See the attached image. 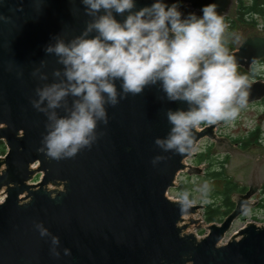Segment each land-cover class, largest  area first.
Instances as JSON below:
<instances>
[{
  "label": "water",
  "instance_id": "obj_1",
  "mask_svg": "<svg viewBox=\"0 0 264 264\" xmlns=\"http://www.w3.org/2000/svg\"><path fill=\"white\" fill-rule=\"evenodd\" d=\"M152 2L136 0V8ZM177 2L182 13L197 16L202 7L215 4L219 14L229 17L226 29L235 23L223 39L234 49L240 44L230 53L238 68L248 72L264 59V34L250 36L263 32L235 20V0H165ZM0 15L9 18L0 22V142L7 149L0 157V195L5 196L0 264H264V225L247 223L226 239L240 217L257 209L253 199L264 181L256 152L253 167H238L249 170V191L234 194V210L220 224L208 225L194 219L203 215V205L173 201L167 194L177 188L181 173L203 174V167L185 165L200 142L214 144L234 160L246 153L216 136L221 122L194 129L192 148L184 153L159 149L155 139L164 138L171 127L167 110L186 111L187 104L167 101L158 85L107 107L109 122L98 126L91 148L71 159L46 157L39 151L46 117L30 104L41 82L31 73L39 69L53 82L51 74L61 66L45 47L57 35L66 41L79 35L89 18L79 0H0ZM248 84L244 108L264 101V81ZM37 173L43 174L41 180L30 183ZM192 226L207 231L205 237L188 233Z\"/></svg>",
  "mask_w": 264,
  "mask_h": 264
},
{
  "label": "clouds",
  "instance_id": "obj_2",
  "mask_svg": "<svg viewBox=\"0 0 264 264\" xmlns=\"http://www.w3.org/2000/svg\"><path fill=\"white\" fill-rule=\"evenodd\" d=\"M79 4L89 18L81 33L67 41L57 35L44 49L61 66L53 70V82L39 69L31 73L41 82L30 104L46 117L39 149L46 157L71 159L91 148L98 126L109 122L107 107L149 86L158 85L169 102L187 104L186 111L166 112L171 127L154 141L164 152L190 150L194 129L232 121L247 105L248 78L238 73L236 57L224 46L226 25L215 4L202 7L200 16L185 15L180 3L165 0L140 9L136 0ZM0 22L9 18L0 15ZM52 244L58 246V238Z\"/></svg>",
  "mask_w": 264,
  "mask_h": 264
},
{
  "label": "rangeland",
  "instance_id": "obj_3",
  "mask_svg": "<svg viewBox=\"0 0 264 264\" xmlns=\"http://www.w3.org/2000/svg\"><path fill=\"white\" fill-rule=\"evenodd\" d=\"M247 1L250 0H235V4L238 6H241L240 3H248ZM238 10L235 11V20L239 21L236 19V13ZM254 21L258 22L259 24L255 25ZM251 21L250 18L247 19L246 22L240 21L245 23L246 25H249L251 27L255 26V29L259 32H262L264 30V22L263 20L254 17ZM229 21V17L227 19ZM224 20V22H227ZM251 22V23H250ZM229 28L225 29V32H231L235 28V23L231 22L229 24ZM235 52V50L233 51ZM230 53V51H229ZM232 53V52H231ZM257 72L260 73V79L257 80H263L264 81V64L259 65L257 67ZM221 122L220 129L222 130V135L223 136H229L231 139H242L244 137H247L251 132H253L255 129L258 127L260 128L261 132L264 131V102L254 104L249 106L248 108H243L240 109L238 112V115L236 118L232 121H219ZM260 132V134H261ZM260 138V137H259ZM258 138V139H259ZM230 139V140H231ZM264 139V137L262 138ZM264 141V140H263ZM258 142H254V146L250 147H256ZM212 153V150L210 148V143L208 141H202L195 151L193 152V156L189 159V163L193 166H196L194 159L196 156L203 154L208 158V156ZM3 157V156H1ZM39 165L35 164L34 168L38 169ZM221 167V164H220ZM222 171V170H220ZM43 177L42 173H37L33 180L30 183H38L41 178ZM207 179V178H206ZM205 179V180H206ZM179 182L177 184V188L170 191L167 194V197L173 201L176 200H182V201H190L191 204L193 205H212L213 203H217L219 205V190L221 187L218 186L217 182H211V181H205V180H200L197 181V177H188L186 174H180L178 178ZM185 184L186 187H188L187 191L184 192H179L178 189L180 185ZM50 188L54 189L55 187L50 186ZM4 195H0V199H4ZM201 216V217H200ZM198 215L196 219H201L204 220V216L202 214ZM251 221L252 223H256L257 225H264V211L260 209H255L252 210L250 213L245 215V219L239 220L237 223L232 227L231 232L226 236V239L231 237L233 233L238 231L241 227H243L246 223ZM208 225V223H206ZM220 224V223H216ZM189 233L195 234L197 237H202L204 236L207 231L204 229L202 230H195V227L192 226L188 229ZM225 243V241H223Z\"/></svg>",
  "mask_w": 264,
  "mask_h": 264
},
{
  "label": "flooded vegetation",
  "instance_id": "obj_4",
  "mask_svg": "<svg viewBox=\"0 0 264 264\" xmlns=\"http://www.w3.org/2000/svg\"><path fill=\"white\" fill-rule=\"evenodd\" d=\"M227 19H228V16H224V20L227 21ZM253 28L255 29V26ZM262 32L263 33L253 32L250 36L264 34V30ZM238 46H237V48H238ZM237 48L234 49V47H233V51L234 50L236 51ZM233 51H230V53L233 52ZM263 64H264V59L262 61H259V62L255 63V64H253L248 72H246L243 68H240V67L239 68L242 69L247 74H255L256 73V76H254V78H253V79H255L258 76V74L261 75L260 73L257 72V70H256L257 67H259V65H263ZM257 79H260V78L257 77ZM222 138L228 139V140L231 139V137H229V136H227V137L226 136H222ZM230 142L237 149L245 152L246 153L245 156L242 157L239 160H234L229 155L220 154L216 150L215 145L214 144H210V148L212 150V153L207 158V160H205V162L200 165V166L203 167L202 168L203 174L200 175V176H197V181H200V180H205L209 174L220 173L222 171L224 172V179H222V180L215 179V180H210V181L211 182H217L218 186L221 187L220 190H219V193H220L219 201H220V203H219V205H217V203H215V207L223 206L224 202H223L222 194H224V192L227 189H228V191L232 190V193L229 196L230 203L232 204V207L230 208L229 214L235 208V204L233 203V198H232L233 195L234 194L245 195L249 191V185L253 184L252 181H250V180L248 181V176L249 175H247V174L249 173V170L248 169L246 170L245 168L240 169L238 167H245V166L248 167L249 165L251 167H253V165L255 164L254 163V161H255L254 159L256 158V157L253 156L254 152H256L257 153V157H259L260 162H258L256 166H258V167L261 166L262 174H263V181H264V144H261L260 142H258L257 145H256V148L255 147L250 148V147L254 146V142L252 143V145L247 146V147L242 145V143L237 142V140H235V139H231ZM237 162H238V165L236 164ZM221 163L224 165V170H222V171H220L221 170L220 169V164ZM195 164H196L197 167H199V165H197V163H195ZM256 199L259 200L257 209H260V210L264 211V183L261 185L259 193L256 196ZM206 207L207 206H205V208ZM245 215L240 217L239 220H242V219L244 220L245 219ZM226 217H223L221 222H223V220Z\"/></svg>",
  "mask_w": 264,
  "mask_h": 264
},
{
  "label": "trees",
  "instance_id": "obj_5",
  "mask_svg": "<svg viewBox=\"0 0 264 264\" xmlns=\"http://www.w3.org/2000/svg\"><path fill=\"white\" fill-rule=\"evenodd\" d=\"M248 3H240L241 6H239L238 11L236 13V19L239 21L246 22L248 18L252 19L254 17L259 18L263 20L264 22V0H250L247 1ZM253 22L255 25L259 24V21L256 22L253 19ZM233 23V22H232ZM251 23V22H250ZM225 47L228 49V51H233V47L226 46ZM238 73L245 75L248 80L253 79L255 74H247L245 73L242 69L238 68L237 69ZM258 78H261L260 75L258 74ZM256 77V78H257ZM260 128L258 127L255 129L253 132H251L247 137H244L242 139H237V142L242 143L245 147L252 145L253 142H256L258 138L260 137ZM6 146L4 143L0 142V157L4 156L6 154ZM207 160L206 156L203 154L196 156L195 158V163L197 165H201ZM221 170H224V165L221 163ZM222 180L224 179V172L220 173H212L207 176V179L205 181H210V180ZM188 187L185 186V184L180 185L178 191L179 192H184L187 191ZM232 190L228 191V189L222 194L223 196V206H218L215 207V204L212 205H207V207L204 210V220L208 224H213V223H221L222 218L226 217L229 212L230 208L232 207V204L230 203L229 196L231 195ZM225 210V211H224Z\"/></svg>",
  "mask_w": 264,
  "mask_h": 264
},
{
  "label": "built area",
  "instance_id": "obj_6",
  "mask_svg": "<svg viewBox=\"0 0 264 264\" xmlns=\"http://www.w3.org/2000/svg\"><path fill=\"white\" fill-rule=\"evenodd\" d=\"M219 122V121H218ZM217 122V123H218ZM217 123H215V124H217ZM221 124L222 123H220L219 125H218V127L215 129V134H216V136L217 137H222L223 135H222V130L220 129V126H221ZM212 125H214V124H205V123H202L200 126H199V128L198 129H196L197 131H202V130H204V129H206L207 127H210V126H212ZM264 139H261V140H259V142L261 143V144H264V141H263ZM189 160H186L185 161V165L186 166H193V165H191L189 162H188ZM177 184H178V182H177ZM176 201H182V200H176ZM200 216V215H199ZM198 216H195L194 217V219H196ZM201 217V216H200ZM196 220H199V221H201V222H203V220H201V219H196ZM250 222V221H249ZM188 233H189V231H187ZM206 235V234H205ZM205 235L204 236H202V237H198V238H203V237H205Z\"/></svg>",
  "mask_w": 264,
  "mask_h": 264
},
{
  "label": "bare ground",
  "instance_id": "obj_7",
  "mask_svg": "<svg viewBox=\"0 0 264 264\" xmlns=\"http://www.w3.org/2000/svg\"><path fill=\"white\" fill-rule=\"evenodd\" d=\"M34 168V167H33ZM4 199H0V203L3 201Z\"/></svg>",
  "mask_w": 264,
  "mask_h": 264
}]
</instances>
